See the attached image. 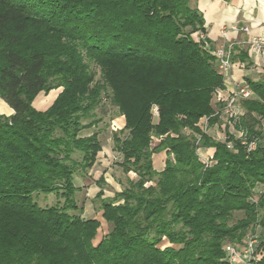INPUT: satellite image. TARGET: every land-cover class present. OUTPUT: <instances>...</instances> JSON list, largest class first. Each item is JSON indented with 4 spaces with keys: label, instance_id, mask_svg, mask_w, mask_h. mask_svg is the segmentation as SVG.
<instances>
[{
    "label": "trees",
    "instance_id": "trees-1",
    "mask_svg": "<svg viewBox=\"0 0 264 264\" xmlns=\"http://www.w3.org/2000/svg\"><path fill=\"white\" fill-rule=\"evenodd\" d=\"M202 24L189 0H0V99L12 110L0 113V264H227L226 241L242 242L249 227L264 232V73L246 78L253 95L232 124L257 137L253 150L229 131H201V117L223 122L211 101L225 87L193 36ZM59 86L46 109L32 105ZM107 87L127 130L113 133L120 165L138 179L111 198L95 195L109 225L98 237L102 223L81 216L73 179L101 150L96 132L80 136L94 122L81 119ZM199 147L214 148L208 164ZM163 150L157 171L152 154ZM52 192L63 202L37 203ZM234 212L243 217L230 223Z\"/></svg>",
    "mask_w": 264,
    "mask_h": 264
},
{
    "label": "rangeland",
    "instance_id": "rangeland-1",
    "mask_svg": "<svg viewBox=\"0 0 264 264\" xmlns=\"http://www.w3.org/2000/svg\"><path fill=\"white\" fill-rule=\"evenodd\" d=\"M226 28L227 27H225V29ZM200 32L197 31L193 33V36L197 38ZM220 36L223 37L221 34ZM224 40L232 43V41L228 40V38L226 37L224 38ZM89 65H90L89 66L90 69L95 73L94 79L101 80L99 66H97L92 62ZM61 90H62V86L51 89L48 93H45L44 91H40L34 97L32 101V105L36 108L44 107L47 103H49V101L56 94V92L58 91L59 93ZM218 93L224 96L227 94V92L226 93L223 92V89L221 90L218 89L214 91L211 103L212 106L214 107L215 113L218 109L217 106L218 103L216 102V95H218ZM100 98H101L100 102L91 110L90 116L81 119V123L83 124L89 123L91 121L94 122L91 127L82 129L80 131V136H88L93 132H96L97 138L101 144V150L98 151L94 164L84 172L75 173L73 179V183L76 188L74 199L77 208L87 207V211H89L88 213H85L83 211L81 213V216L82 217L87 216V218H96L102 223L101 227L98 228V235H97L98 237H100L101 235L100 232L103 231L106 232L109 227V225L106 224V222L102 218V210L99 207L101 203L100 199L111 198L113 197L115 192L121 191L122 189L128 187V179H132L134 181L138 179V176L135 172L131 170L125 172L123 170V167L120 165L121 162L123 161L122 154H120L115 149V144L113 141V133L115 132L118 137L122 138L127 134V130H122V131L120 130L123 126V124L121 123L122 115L119 114L118 107L112 104L111 102V90L108 87L105 88L103 91H101ZM151 112H152L153 122H156L158 117L156 105L152 106ZM221 118L223 119V122H225V124L227 125L226 115L224 112L221 113ZM225 124H222L221 126L220 124L210 126L208 125L207 117H201L197 123L201 131L208 133L209 136L215 139H219V137L223 136V133L227 135V131H234L233 130L234 128L231 124L228 126V128L227 127L225 128ZM262 125H264V122L262 123ZM182 132L184 134L185 133L190 134V131L188 129H183ZM195 135L198 139L199 134L197 133ZM156 142H157V138L154 136L152 138V145H154ZM199 148L197 149V154L199 159L202 162L203 161L209 162L212 155L209 154L211 155L209 157L203 156ZM207 151H211V150H207ZM80 157L81 155L79 153H75L72 155V158L76 160H79ZM165 159H166L165 150L160 151L158 153H153L152 162L154 169L159 171L162 167H164ZM152 183L153 182H147L146 184H152ZM100 190L102 191L101 198L95 197V195ZM258 191L260 192L261 189ZM89 197L92 198L89 199ZM36 201L40 206H44V205H53L58 202L62 203L63 199L62 198L58 199L57 195L52 192L49 194H43V193L38 194L36 197ZM69 212L79 214L80 211L78 209L75 211L70 209ZM241 217H243V212H234L233 218L230 221V223L234 222L236 219H239ZM249 233H254V234L261 233V236H264V232L263 231L261 232V229L258 226L255 227L254 229L249 227V229L245 233V236ZM226 243H236V242L226 241ZM162 244H167V240L162 239L160 245Z\"/></svg>",
    "mask_w": 264,
    "mask_h": 264
},
{
    "label": "crops",
    "instance_id": "crops-1",
    "mask_svg": "<svg viewBox=\"0 0 264 264\" xmlns=\"http://www.w3.org/2000/svg\"><path fill=\"white\" fill-rule=\"evenodd\" d=\"M189 5L191 8H197L201 13L203 24L202 30L199 32L202 33L207 43L212 47L225 41L224 37L220 36L221 30L224 27H230L236 24L238 26L248 25L251 28L250 32H236L230 30L226 32V38L232 41L233 57L237 58L232 59V70L230 75L224 77V93L232 90L238 84H246V78L256 79L263 75L264 57L261 59L253 58L249 53L247 40L251 33L259 32L264 28V0H189ZM241 49L247 54V60L245 61L238 59V53ZM57 93L58 91L44 107L35 108L38 110L46 109L52 103ZM0 113L5 115L12 113V110L4 104L1 99ZM121 118V123L123 124V116ZM222 124H225V122L220 123V125ZM199 149L201 150V154L206 157L213 155L214 152L213 147H200ZM162 169L163 167L160 170ZM90 198L92 197H89V199ZM83 211L85 213L89 212L87 211V207H83L82 212ZM84 217L87 218V216Z\"/></svg>",
    "mask_w": 264,
    "mask_h": 264
},
{
    "label": "built area",
    "instance_id": "built-area-1",
    "mask_svg": "<svg viewBox=\"0 0 264 264\" xmlns=\"http://www.w3.org/2000/svg\"><path fill=\"white\" fill-rule=\"evenodd\" d=\"M225 30V32H224ZM230 31H243L250 32V28L246 25L238 26L236 24L231 25L225 29H222L221 35L225 38L226 32ZM197 41H201L202 46L211 55L214 56L217 70L224 77H228L232 70V48L231 42H221L219 45L212 47L205 40L202 33L196 38ZM249 53L255 59H261L264 57V28L259 32L251 33L247 40ZM253 95V92L246 84H238L232 90L228 91L224 96L222 94L216 95V102L221 104L220 108L216 112L221 111L226 115V120L229 124H234L244 110L240 105V100L249 98ZM264 130V125L261 127ZM240 139V142L247 151L253 150L257 144L256 136H248L244 130L229 131ZM224 139L227 137L223 133ZM223 138V137H222ZM230 145V144H228ZM208 164L207 161H203ZM224 260L227 264H256V262L263 256L264 251L261 246V240L255 233L247 234L242 242L225 243L223 245Z\"/></svg>",
    "mask_w": 264,
    "mask_h": 264
}]
</instances>
